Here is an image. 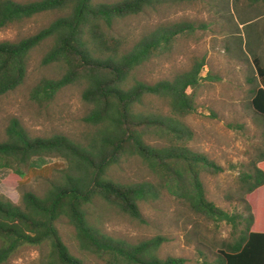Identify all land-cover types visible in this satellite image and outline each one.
I'll return each instance as SVG.
<instances>
[{
  "label": "trees",
  "instance_id": "obj_1",
  "mask_svg": "<svg viewBox=\"0 0 264 264\" xmlns=\"http://www.w3.org/2000/svg\"><path fill=\"white\" fill-rule=\"evenodd\" d=\"M194 1L0 0V29L39 14L65 12L31 36L0 41V98L23 84L31 52L51 40L41 63H57L63 73L57 79L41 78L31 90V99L48 102L63 88L82 84L81 98L90 105L83 120L94 128L93 135L80 143L62 134L31 136L18 119L9 121L0 141L2 165L34 169L45 157H61L68 163V172L43 195L24 192L18 205L0 193V264L23 246L41 248L38 264H84L62 240L56 227L60 218L74 228L81 252L106 264H182L181 258L158 256L160 237L129 244L106 235L91 219L95 199L128 218L140 219L141 204L163 190L180 197L194 213L230 225L235 238L222 242L219 264H264V232L259 231L264 219L258 197L264 186V153L238 176L244 216L207 199L200 172L216 174L223 168L184 142L189 133L182 119L195 111L188 90L203 78L204 60L194 61L171 79L148 83L137 76L152 57L171 50L178 34L193 31V24H163L136 37L130 46L127 34L115 27L120 19ZM246 1L250 6L264 5V0ZM247 47L258 77L250 103L264 124V65ZM148 97L162 99L168 114L137 111L136 106ZM123 156L142 160L155 181L122 183L107 176L109 166Z\"/></svg>",
  "mask_w": 264,
  "mask_h": 264
},
{
  "label": "rangeland",
  "instance_id": "obj_2",
  "mask_svg": "<svg viewBox=\"0 0 264 264\" xmlns=\"http://www.w3.org/2000/svg\"><path fill=\"white\" fill-rule=\"evenodd\" d=\"M248 3L246 0H197L120 19L115 25L127 34L130 46L136 37L147 35L163 24H193V31L178 34L171 50L152 57L138 69L137 76L148 83L171 79L188 70L194 61L204 60L203 78L194 90H188L193 95L195 111L182 119L189 133L184 142L190 150L223 168L216 174L200 172L207 199L229 213L244 216V206L238 201V176L248 171L264 153V124L250 103L258 77L247 47L261 57L264 65V5ZM64 13H43L0 29V41L31 36ZM50 44L51 40H47L31 52L23 84L0 98V141L5 138V129L12 118L18 119L31 136L62 134L85 143L93 135V126L83 120L90 105L81 98L82 84L63 88L48 102L31 99V90L41 78L57 79L63 73L57 63H41ZM136 110L168 114L166 103L156 97L146 98ZM67 169L68 163L61 157H45L34 169L22 166L16 170L0 161V193L18 205L24 192L43 195L54 183L62 181ZM106 175L122 183L155 181L150 168L135 156L121 157L109 166ZM258 197L262 220L264 186L259 188ZM90 208L92 222L106 235L129 244L160 237L163 241L158 247V256L181 258L182 264H219L218 250L222 242H232L235 238L230 225L215 223L194 213L180 197L167 190L141 204L140 219L119 214L98 199ZM56 227L71 253L84 264H106L81 252L75 241V230L65 218L57 220ZM41 253V248L23 246L4 264H38Z\"/></svg>",
  "mask_w": 264,
  "mask_h": 264
},
{
  "label": "crops",
  "instance_id": "obj_3",
  "mask_svg": "<svg viewBox=\"0 0 264 264\" xmlns=\"http://www.w3.org/2000/svg\"><path fill=\"white\" fill-rule=\"evenodd\" d=\"M259 231L264 232V224L262 225V228Z\"/></svg>",
  "mask_w": 264,
  "mask_h": 264
}]
</instances>
